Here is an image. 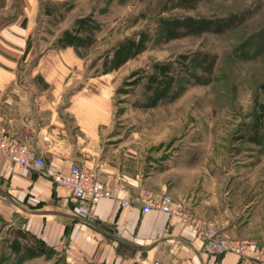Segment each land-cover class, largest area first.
<instances>
[{"label": "crops", "instance_id": "1", "mask_svg": "<svg viewBox=\"0 0 264 264\" xmlns=\"http://www.w3.org/2000/svg\"><path fill=\"white\" fill-rule=\"evenodd\" d=\"M19 1L15 13V0H0V127L40 151L47 166L67 170L76 162L73 152L80 158L79 143H88L82 150L94 149L91 144L113 124L112 89L107 84L96 88L111 73L88 76L73 41L60 40L56 28L47 36L50 13L44 0ZM82 79L85 85L78 88ZM153 137L163 142L169 134ZM208 138L205 148L168 147L146 169L117 168L95 157L83 160L101 177L121 171L125 196L132 201L122 206L119 199H102L88 221L72 213L68 189L41 169L0 155V209L21 219L19 228L31 243L38 240L48 250L61 251L70 264H264L233 252L210 254L178 218L159 209L144 213L134 202L146 192H168L215 223L221 236L264 245V159L258 165L233 163L217 137ZM130 141L139 147L142 139L133 133Z\"/></svg>", "mask_w": 264, "mask_h": 264}, {"label": "rangeland", "instance_id": "2", "mask_svg": "<svg viewBox=\"0 0 264 264\" xmlns=\"http://www.w3.org/2000/svg\"><path fill=\"white\" fill-rule=\"evenodd\" d=\"M43 2L47 36L56 28L73 41L88 76L111 73L96 88L112 89L113 124L94 149L79 143L76 163L146 169L168 147L205 148L211 136L233 163L264 159V0ZM2 209L0 264H70L61 251L39 254L21 219Z\"/></svg>", "mask_w": 264, "mask_h": 264}, {"label": "built area", "instance_id": "3", "mask_svg": "<svg viewBox=\"0 0 264 264\" xmlns=\"http://www.w3.org/2000/svg\"><path fill=\"white\" fill-rule=\"evenodd\" d=\"M0 155L25 167L41 169L59 186L71 193L72 213L80 220L92 218V207L102 199L115 198L122 206L132 204L125 196L126 185L121 175L108 173L101 177L85 164L72 163L67 170H55L47 166L45 156L28 145L19 136L0 127ZM141 205L144 213L159 209L170 217L178 218L203 243V249L213 255L233 252L241 257H249L257 262L264 261V245L249 238H228L220 234L219 227L208 220L196 216L182 201H176L168 192L154 195L146 192L134 200Z\"/></svg>", "mask_w": 264, "mask_h": 264}, {"label": "trees", "instance_id": "4", "mask_svg": "<svg viewBox=\"0 0 264 264\" xmlns=\"http://www.w3.org/2000/svg\"><path fill=\"white\" fill-rule=\"evenodd\" d=\"M32 246L34 247V249H36L39 254H44L48 251V249L44 245H42L38 240L34 241L32 243Z\"/></svg>", "mask_w": 264, "mask_h": 264}]
</instances>
